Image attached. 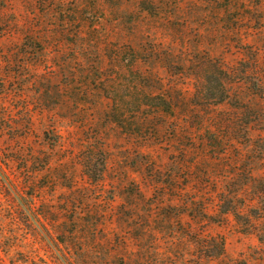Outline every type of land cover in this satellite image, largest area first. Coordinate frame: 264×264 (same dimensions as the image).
Segmentation results:
<instances>
[{
  "label": "rangeland",
  "instance_id": "1",
  "mask_svg": "<svg viewBox=\"0 0 264 264\" xmlns=\"http://www.w3.org/2000/svg\"><path fill=\"white\" fill-rule=\"evenodd\" d=\"M263 241L264 0H0L6 263L264 264Z\"/></svg>",
  "mask_w": 264,
  "mask_h": 264
},
{
  "label": "trees",
  "instance_id": "2",
  "mask_svg": "<svg viewBox=\"0 0 264 264\" xmlns=\"http://www.w3.org/2000/svg\"><path fill=\"white\" fill-rule=\"evenodd\" d=\"M140 71L142 72L141 69H137V72H140ZM149 88H151V85H149V87H147V91H144L143 92V95H142L143 96V99L145 100L144 101L145 103H156V101H157V103H166L164 96H162L160 94L154 95L152 93V91H149ZM167 110H169L170 113H174L175 110H176L175 109V105L174 106H171V105L169 106L168 105L167 106ZM196 116H197L196 112H194L193 109H192V111H191V113L189 115L190 119L196 118ZM219 121H222L223 122V119L220 118V120H217L216 121L215 127L217 126L218 129H220V127H221L220 125L222 124ZM199 124H209V123L207 121L206 122L200 121ZM229 125H230V121H229ZM210 126H212V125L210 124ZM207 129H208L206 131L207 133H211L212 132V131H210V128L209 127H207ZM207 140L210 141V142H212V141L213 142H218V139H216L215 137H209V138H207ZM208 150H211V153H210V158L211 159H214V158H222V157L226 156L227 152L229 151V149L228 150H225V148L223 146H217V147H214V148L208 149ZM234 214H236L237 217H241L242 216V212H240V211H236V213H234ZM0 245H1V243H0ZM7 252L8 251H6V249L4 250V248L3 249H0V264H15V263H13L12 259H9L10 262L9 263H6V261H5L6 259H4L3 254H6V256L10 257V255H8ZM25 262H27V261L25 260Z\"/></svg>",
  "mask_w": 264,
  "mask_h": 264
}]
</instances>
